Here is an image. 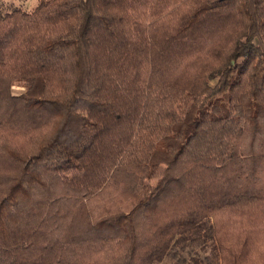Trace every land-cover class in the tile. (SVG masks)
Instances as JSON below:
<instances>
[{
  "label": "trees",
  "instance_id": "16d2710c",
  "mask_svg": "<svg viewBox=\"0 0 264 264\" xmlns=\"http://www.w3.org/2000/svg\"><path fill=\"white\" fill-rule=\"evenodd\" d=\"M0 264H264V0L0 10Z\"/></svg>",
  "mask_w": 264,
  "mask_h": 264
},
{
  "label": "rangeland",
  "instance_id": "374dc122",
  "mask_svg": "<svg viewBox=\"0 0 264 264\" xmlns=\"http://www.w3.org/2000/svg\"><path fill=\"white\" fill-rule=\"evenodd\" d=\"M40 0H0V10L4 13H10L15 9H22L24 11L30 12L34 10L39 4ZM24 89L15 87L14 93L21 94Z\"/></svg>",
  "mask_w": 264,
  "mask_h": 264
}]
</instances>
